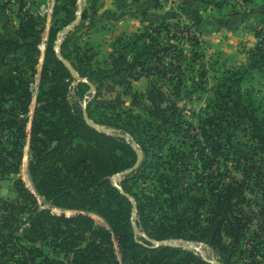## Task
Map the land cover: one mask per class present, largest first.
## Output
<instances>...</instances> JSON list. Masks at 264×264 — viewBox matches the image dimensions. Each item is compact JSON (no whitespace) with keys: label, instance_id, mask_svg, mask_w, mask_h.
Returning a JSON list of instances; mask_svg holds the SVG:
<instances>
[{"label":"trees","instance_id":"16d2710c","mask_svg":"<svg viewBox=\"0 0 264 264\" xmlns=\"http://www.w3.org/2000/svg\"><path fill=\"white\" fill-rule=\"evenodd\" d=\"M61 1V9L67 18L62 26L55 22L50 27L40 73L37 66L42 53L40 44L45 25L41 15L24 11L19 16L15 36L0 37L2 148L7 149L4 142L8 141L3 138H13V142H8L13 147L6 151V157L12 161L5 166L6 171L0 174L19 173L23 141L29 136L31 158L28 169L35 188L54 206L81 212L57 215L51 210L36 207L27 217L25 225L20 227L22 233H18V230L7 234V242H1L0 245L5 249L10 246L13 254L19 255V264H64L40 248L26 246L20 234L28 243L48 245L55 254L62 253L68 257L74 253L70 264H162L165 255L175 252L176 248L161 246L158 250L148 248L144 252V245L134 234L130 223L133 207L121 205L119 190L106 180L110 175L134 168L139 159L138 151L123 135L109 134L95 127L94 124L108 125L128 132L124 126L100 119L92 102L95 101L98 106H118V102H122L119 100L121 94H125L132 98L134 106L138 92L133 82L142 78L148 79L150 83L146 90L148 101L156 105L167 101L169 98L163 92V87L169 85L176 93L183 84L182 64L187 61L194 65L204 56L199 49V36L194 26L184 21L149 22L136 32L117 37L111 45L109 67L98 70L92 66L97 50L93 46L76 43L75 50L81 53V60L88 67L89 73H84L70 59L68 40L71 31L66 32L59 50L56 48L59 32L78 18L73 12L79 9L77 0ZM199 1L207 6L221 8L233 0ZM90 3L89 8L80 12L81 26L91 27L96 22L91 12H95L98 1L91 0ZM58 11L59 8L55 10L56 15ZM142 15L146 16L147 12L142 11ZM256 35L259 41L248 52L249 65L252 66L244 64L224 69L212 88L214 99L207 105L205 117L199 119L198 126L191 124L204 139L199 143L200 148L202 146L204 172L209 171L215 162H220V157L226 159V152H229L235 159V168L245 163L243 179L232 178L211 186L207 196L214 201L211 207L205 205L207 198H197L201 201L199 207H205L206 216L203 220L199 219L202 217L199 208L194 210L195 216H184L183 220L176 221L175 217L163 215L157 221L155 230V239L165 240L184 237L185 229H190L192 234L189 238L209 242L221 264H264V261L257 259L264 257V252L259 249L260 242L264 243V188L260 193L262 202L258 203L257 209H253L256 204L245 195L253 184L259 187L260 184L264 185V97L259 96L261 90L253 85V70L264 65V31L258 30ZM186 46L190 49L187 50ZM70 66L79 77L86 80L84 86L91 89L90 83L95 85L93 98L87 100L85 106L76 107L69 98L67 79L73 77ZM169 69L175 72L173 76L169 75ZM38 74L36 106L30 119V104L34 97L31 87L35 86ZM164 78L169 83L164 82ZM116 87L123 91L118 92ZM103 89L109 94L117 93L116 97L109 100L100 98ZM156 94L161 97L157 98ZM210 108L213 114H210ZM158 110L164 109L159 106ZM122 113L116 112L115 116L123 119ZM124 115L129 120L135 118V125L139 127L138 122L143 116L131 113ZM173 120L170 124L172 128H168V131H189L184 126L186 120L182 116L176 119L174 115ZM29 122L31 127L28 130ZM244 122L247 123L244 131L253 140L250 159L242 156L240 144L234 138V126ZM146 125L143 126L145 130ZM157 130L149 134L150 144L162 132L161 124ZM137 144L143 154L148 156L146 142L137 139ZM258 163L259 170L252 176V170ZM38 173L40 180L36 177ZM138 173L142 175L145 172L134 168L129 175ZM250 179H255V182L252 183ZM14 187L19 197H33L22 178L15 180ZM86 212L102 216L109 229L95 226ZM255 219H258L255 224L257 230L253 229ZM5 254L8 252L4 250L1 255ZM187 256L190 262L191 255ZM0 264L4 262L0 260Z\"/></svg>","mask_w":264,"mask_h":264},{"label":"rangeland","instance_id":"374dc122","mask_svg":"<svg viewBox=\"0 0 264 264\" xmlns=\"http://www.w3.org/2000/svg\"><path fill=\"white\" fill-rule=\"evenodd\" d=\"M90 1L91 0L83 5L82 10L90 7ZM62 6L63 2L61 0H0V37L15 36L20 22L19 16L24 13V11L43 17L45 25L43 26L42 42L40 44L42 53L37 66L39 73L42 69L50 27L55 22L56 25L62 26L67 18L65 11L61 9ZM58 8L59 11L56 15L55 10L57 11ZM76 10L79 11V9ZM77 11L74 10L73 14H77L78 18L68 26L66 25V28L64 26L59 32V42L56 48L59 50L60 42L65 38L66 32L71 31L72 33L68 40V44L70 45L68 49L70 59L86 73L88 72V67L87 65L85 66L81 60V53L75 50L74 45L77 43L81 46H85L87 38H90L91 33L89 30L91 27L81 26L79 23L80 13L78 14ZM95 13L96 12H91L93 17H95L93 15ZM104 29L106 30L103 31ZM111 29L112 28L108 25L102 28L103 32L100 33L99 37L102 42L106 37L109 38V35H105V33ZM114 41H116V39ZM93 47L97 50V55L93 60L92 66L96 68L95 70H98V68H108L110 63V44L107 42L106 46L105 44L104 46L101 44ZM186 48L187 50L190 49L188 46H186ZM202 62L203 60L201 59L194 65L187 61L184 62L182 64L183 74L181 75L183 84L179 86L176 93H173L169 85L164 86L163 92L168 95L166 96L169 99L158 105L147 100L148 93L146 90L150 86V83L146 78H142L135 83L134 88L138 94L135 96L136 105L134 106L132 105V98L125 94H121L119 100L122 102H118V106H98L95 104V101L92 102L100 119L124 126L128 129V132H122L120 129L108 125L94 124L95 127L109 134L123 135L138 151L139 159L134 168H137L140 172L144 171V174L142 173L141 175V173H138L137 175L130 176L129 173L134 169L131 168L110 175L106 180L119 190L121 195L119 196V202L121 205L128 208L130 206L133 207V201L136 202V212L131 213L130 223L134 234L138 237L140 243L144 245V252H146L148 248L158 250L161 246L176 248L175 252L165 255L166 258H164L165 261L162 264H221L209 242L200 238H189L190 234H192L190 229H185L184 237L168 238L165 240L155 239L157 221L161 220V216L163 215L175 217L176 221L183 220L185 217L190 218L195 216L193 212L198 208L199 212L202 214V217L199 219L203 220L206 216L205 207H199L201 201L197 200V198H207L208 202L205 205L206 207H211L214 201L207 197L209 196L208 192L211 186H217V184L228 182L232 178L242 180L244 176L243 169L246 170L244 162H242L240 168H235L234 157L229 155V152H226V159L220 157V162H215L211 168L209 167V171L204 172L203 154L201 153L202 146L201 148L199 146V143L203 142L204 139L196 128L191 127V124L198 126L199 119L205 117L208 111L207 105L214 99L212 88L221 77L222 69L219 70L217 67H214L212 63H210V66ZM247 64L249 65L251 63L248 61ZM70 68L73 77L67 79L69 83V98L74 106H85L86 102H88L87 100L93 98L95 90L92 88L88 89L84 86L83 83L86 80L79 79V75L76 73L75 69L71 66ZM253 71L255 73L253 85L261 90L259 96L264 97V65L261 68L256 67ZM171 72V69H169V75L172 74L173 76L175 72ZM39 79L40 77L38 74L35 77V86L31 87L34 97L30 104V119H32L36 106ZM153 79L155 80L156 78L154 77ZM163 81L169 83L165 78ZM97 83H99V81H97ZM116 89L120 93L123 91L120 87H116ZM116 94L117 93L109 94L103 89L100 98L109 100L110 98H115ZM156 97L160 98L161 96L157 95ZM159 106L164 110L157 111ZM116 112H123V119H119V117L115 116ZM126 113L143 116L139 121L141 125L138 122L139 127H137L135 125L136 119L131 118V120H129L126 115H124ZM213 113L214 111L210 108V114ZM174 115H176V119L182 116V118L186 120L184 126L188 128V132L167 130L168 128H172L170 124L174 121ZM160 124L162 132H159L158 137L150 144L149 134L157 132V128ZM145 125L147 127L146 130L143 129ZM30 127L31 122L28 124V130ZM234 128V138L240 144L241 151L243 152L242 156L244 155L250 159V153L253 150L251 145L253 144V140L248 135V132L246 133L244 131V129L247 128V123H240L238 126H234ZM132 134L136 138L133 137ZM3 139L8 140L4 142L7 149L13 147L8 143L13 140L12 137H5ZM137 139L139 142H146V145L149 147L148 156L143 154V151L137 144ZM23 143L24 146L22 149L19 173L12 172L9 174H0V244L1 242H7V234L13 233L14 231L16 233L18 230V233H22L20 232V227L25 225L27 217L36 207L51 210V212L57 215H74L81 212L77 210H65L54 206L35 188L28 169V163L31 158L30 137L28 136ZM1 144L2 137L0 136V172L6 171L5 166L12 161L10 160L11 158L6 157L7 149H3ZM257 158H259V156ZM47 162L50 163L51 161L47 160ZM208 165H210V163L207 164V166ZM258 166L259 163L257 167L252 170V176H255L258 172ZM36 177L39 180L41 179L39 173ZM18 178H22L26 188L33 194V197L28 199L23 196L19 197L14 187V182ZM250 181L253 183L255 179H250ZM263 188V184H260V187L253 184L250 190H247L245 193L247 198L256 204L253 209L259 208V204L262 202L260 193ZM86 213L93 219L95 226L109 229L108 223L102 216L95 212ZM180 215H183V218H180ZM257 221L258 219H255L253 222V229L255 230H257V226H255ZM19 236L26 246L40 248L45 254L50 255L51 258H58L64 264H70L74 258V253H71L68 257L63 256L62 253L55 254L48 245L40 242L31 244L22 237V234ZM146 240L150 243H146ZM259 249L264 252L263 242H260ZM4 250L8 252V254L2 256L1 254ZM187 255H191L192 259L190 262L188 261ZM18 257L19 255L13 254L10 246L5 249L0 245V260H2L4 264H19V261H17ZM257 259L264 261V257H257ZM240 263L244 264V262Z\"/></svg>","mask_w":264,"mask_h":264},{"label":"crops","instance_id":"0c3cea01","mask_svg":"<svg viewBox=\"0 0 264 264\" xmlns=\"http://www.w3.org/2000/svg\"><path fill=\"white\" fill-rule=\"evenodd\" d=\"M95 12L96 22L85 45L106 46L108 42L111 52V43L117 37L136 32L144 24L180 20L194 26L204 55L202 63H212L221 71L247 64L248 52L259 41L256 32L264 31V0H233L221 8L199 0H99ZM106 25L112 29L102 42L99 37Z\"/></svg>","mask_w":264,"mask_h":264},{"label":"built area","instance_id":"2783aa9c","mask_svg":"<svg viewBox=\"0 0 264 264\" xmlns=\"http://www.w3.org/2000/svg\"><path fill=\"white\" fill-rule=\"evenodd\" d=\"M87 0H77L78 6H79V11L78 14L82 11L83 5L86 3ZM88 24V22H86Z\"/></svg>","mask_w":264,"mask_h":264},{"label":"water","instance_id":"95a60500","mask_svg":"<svg viewBox=\"0 0 264 264\" xmlns=\"http://www.w3.org/2000/svg\"><path fill=\"white\" fill-rule=\"evenodd\" d=\"M58 54H59V52H58ZM74 73H75V72H74ZM79 79H82V78L79 77ZM84 80H85V79H84ZM90 85H91V88H92L93 90H95V85H93L92 83H90ZM136 207H137L136 202L133 201V212H134V213L136 212Z\"/></svg>","mask_w":264,"mask_h":264}]
</instances>
